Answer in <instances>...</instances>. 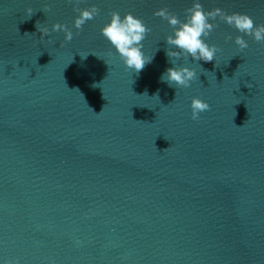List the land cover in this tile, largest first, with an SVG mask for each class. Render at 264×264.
<instances>
[{
    "label": "water",
    "instance_id": "obj_1",
    "mask_svg": "<svg viewBox=\"0 0 264 264\" xmlns=\"http://www.w3.org/2000/svg\"><path fill=\"white\" fill-rule=\"evenodd\" d=\"M199 2L264 24V0ZM193 3L80 0L101 11L78 30L69 0H0V264H264V43L210 20L215 60L171 64L154 13ZM113 11L151 29L138 74L101 33ZM173 66L197 78L169 87Z\"/></svg>",
    "mask_w": 264,
    "mask_h": 264
},
{
    "label": "clouds",
    "instance_id": "obj_2",
    "mask_svg": "<svg viewBox=\"0 0 264 264\" xmlns=\"http://www.w3.org/2000/svg\"><path fill=\"white\" fill-rule=\"evenodd\" d=\"M75 4L74 10L79 13L75 18L74 27L82 30L85 23L94 19L100 14V9L93 5L90 8H79L80 0H69ZM50 7L45 6V11H50ZM28 18L34 14V10L29 7L27 10ZM168 21L173 28L172 35L166 38L167 47L166 55L169 57L171 64H175L182 56L187 59L191 56L195 61L203 60L212 62L215 60L216 53L219 51L216 45H209L206 42L207 37L219 27L218 23H213L219 19L228 25L237 29L240 33L252 37L257 43H264V24L256 25L253 18L247 14L231 13L229 14L222 8H214L211 11H205L199 0H194L191 7L185 10V19L181 20L176 14L170 12L167 8H161L154 13ZM111 20L102 29V35L119 53L120 58L124 61L128 69L134 70L137 74L143 70L147 63H150L152 57H146L143 49V41L151 29L144 23L141 18L128 12L123 17L119 12H111ZM213 21V22H210ZM36 27L42 34L41 39L50 36V30L47 27ZM51 31H64L65 40L73 39V32L65 24L56 23ZM28 34V33H26ZM231 39V36L228 37ZM51 43L52 41L49 40ZM235 44L240 50L249 47L248 41L243 35L235 38ZM178 49V50H173ZM174 58V59H173ZM197 78V72L193 68L170 67L161 76V82H166L169 87H189L191 82ZM158 96V93L157 95ZM210 105L201 98L194 97L191 102L192 119L199 120L200 114L210 110ZM166 150V149H165Z\"/></svg>",
    "mask_w": 264,
    "mask_h": 264
}]
</instances>
